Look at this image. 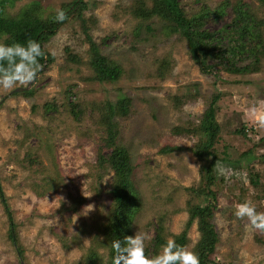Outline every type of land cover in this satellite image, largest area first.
Here are the masks:
<instances>
[{
	"label": "rangeland",
	"instance_id": "rangeland-1",
	"mask_svg": "<svg viewBox=\"0 0 264 264\" xmlns=\"http://www.w3.org/2000/svg\"><path fill=\"white\" fill-rule=\"evenodd\" d=\"M29 1H18L11 11H19ZM36 1L47 12L71 2ZM219 1L179 0L185 10L215 6ZM246 1L264 17L262 0ZM91 3L85 11L86 17L92 13L97 20L91 34L103 53L123 66L119 80H85L91 75L87 65L89 44L74 21L61 25L44 44L54 58L41 67L33 83L17 84L9 90L0 88V185L16 223L17 240L14 244L8 236L9 221L0 198V264H77L90 245L107 262L108 251L98 242L102 237L95 238L97 230L93 226L100 223L111 203L108 187L112 171L107 168L98 180L99 170L95 168L102 133L95 108L108 99H131L130 114L118 118V138L130 154V178L141 198L131 234L148 233L152 241L158 220L162 221L166 239L180 233L188 218L185 187L197 185L200 161L187 149L197 138L175 135L172 128L190 119L198 122L197 116L218 92L221 96L215 99L216 119L221 124V139L215 145V170L221 193L214 213L218 242L210 259L215 264H264V233L246 230L247 221L234 215L236 204L245 200L252 201L257 211H264V199L259 197L264 191V127L259 124L264 117V60L261 69L252 73H203L191 60L184 38L156 37L145 29L133 31L136 21L126 14L118 13L115 19L117 4L128 5L131 0ZM160 26L154 24L153 30ZM102 37H107L104 44L100 43ZM65 46L82 59L81 64L66 59ZM161 60L167 62L168 70L159 78L155 73ZM189 84L196 85V100L175 109L170 95L187 94ZM18 87L33 89L32 96L21 94L23 90ZM47 102L53 104L51 108L46 107ZM252 108L258 111L253 114ZM242 124L245 136L238 132ZM169 144L184 149L159 152ZM247 150L254 154L250 165L240 160ZM57 175L63 180L57 184V191L44 192L43 179H60ZM256 175L262 184L258 187L249 181ZM72 204L78 206L81 217L68 211ZM88 205H94L91 212ZM187 236L186 246L193 250L200 236L196 221ZM151 241L146 242V249ZM17 246H21L22 254Z\"/></svg>",
	"mask_w": 264,
	"mask_h": 264
},
{
	"label": "trees",
	"instance_id": "trees-1",
	"mask_svg": "<svg viewBox=\"0 0 264 264\" xmlns=\"http://www.w3.org/2000/svg\"><path fill=\"white\" fill-rule=\"evenodd\" d=\"M18 1L21 0H0V43L10 46L14 43L24 44L28 39L38 41L44 53L38 58L42 67L44 64H50L54 58L51 53L45 50L44 44L56 34L58 28L65 22L76 21L84 34L85 41L89 44L87 65L91 69V75L87 76L85 80L115 82L122 77L123 66L103 53L101 46L91 34V28L96 25L97 20L92 13L86 17L85 11L90 9L89 4L91 5V2L95 0H71V2L63 4L60 9L66 12L67 20L62 23L55 19L56 10L47 12L43 5L36 0H30L17 12L11 11ZM99 2L95 4L97 5ZM117 7L119 12L114 14L115 19L119 18L118 13L129 15L136 21L132 28L133 31L140 32L145 29L146 33L156 37L158 34L164 38L173 35L184 38L191 60L198 64L203 73L218 74L221 71L240 75L261 69V63L264 60V17L259 16L252 9V4L246 0H220L215 6L200 5L195 10H185L179 0H131L130 4H117ZM157 23H160L161 26L154 31L153 25H157ZM208 24H213L214 27L211 28L207 26ZM106 38L102 37L100 43L104 44ZM147 39L148 37L145 36L144 41ZM64 51L68 61L82 63V59L73 53L69 46H65ZM0 64L4 67L8 66L7 61L0 62ZM157 66L158 70L155 75L161 78L167 73L168 64L165 60H161L157 61ZM195 86V84L187 85V94L170 95L169 99L173 102L175 109H179L186 102L196 100L198 92ZM20 93L30 97L33 94V89L23 90ZM220 96L219 92L213 95L205 110L197 116L198 122L195 123L194 119H190L188 122L172 128V133L175 135L197 138L196 142L187 149L200 161V178L197 185L185 187L189 195L186 202L188 218L183 230L172 238L178 245L186 246L187 231L196 221L200 236L193 250L199 255L200 264H215L210 256L218 242L214 213L218 195L221 193V186L215 170L218 158L215 145L221 139V124L216 119L218 104L215 103V99ZM45 105L47 108H51L53 104L47 102ZM130 105L131 99L123 97L116 101L109 99L101 101L100 105L95 108L98 112L96 118L98 129L102 132L95 164V168L99 170L96 177L101 180L104 171L108 168L112 171V182L108 187L111 199L109 211L99 224L92 226L97 230L95 238L99 240L102 237L98 242L106 247L108 258L107 262L103 261L97 248L90 245L87 249L84 248V254L77 264H112L114 253L111 241H123L125 236L132 235V221L139 211L141 198L130 178L133 173L130 154L118 138L120 136L118 118L127 117L130 114ZM71 112L75 116L77 115L76 110H71ZM238 132L246 135L244 124ZM181 149L184 147L169 144L162 146L159 152L168 153ZM253 155L251 150H247L241 153L240 160L243 158L246 161L244 163L250 165ZM222 159L226 160V157ZM57 177L59 176L57 175ZM43 181L45 182L44 192L57 191V184L63 182L61 178L51 181L43 179ZM249 181L256 187L262 185L257 175L255 178L251 176ZM44 192H41V195ZM259 197L264 199V191ZM0 198L5 206L4 210L9 221L8 236L14 244H17L16 223L13 221L1 185ZM195 200H197L196 204ZM68 211L74 212L79 217L82 216L78 206L74 204L68 208ZM154 225L155 235L151 245L145 249L146 255L151 253L150 257L157 254L161 245L167 240L162 231V221L158 220ZM17 250L22 254L21 246H17Z\"/></svg>",
	"mask_w": 264,
	"mask_h": 264
},
{
	"label": "clouds",
	"instance_id": "clouds-1",
	"mask_svg": "<svg viewBox=\"0 0 264 264\" xmlns=\"http://www.w3.org/2000/svg\"><path fill=\"white\" fill-rule=\"evenodd\" d=\"M55 19L57 22H64L67 20L66 12L57 9ZM43 55L41 44L33 39H28L24 44L14 43L10 46L0 43V62L7 61L8 64L7 67L0 64V88L9 90L17 84L27 86L33 83L41 71L38 58ZM257 111L256 108L251 109L253 114ZM259 124L264 127V117H261ZM86 208L91 212L94 205ZM234 215L239 220L247 221L246 230L264 233V211H257L252 201L245 200L236 204ZM150 241L151 236L148 233L139 231L125 236L123 241L112 240V264H200V257L194 250L178 245L172 237L167 238L157 254L149 257L145 249L146 242Z\"/></svg>",
	"mask_w": 264,
	"mask_h": 264
},
{
	"label": "water",
	"instance_id": "water-1",
	"mask_svg": "<svg viewBox=\"0 0 264 264\" xmlns=\"http://www.w3.org/2000/svg\"><path fill=\"white\" fill-rule=\"evenodd\" d=\"M43 66H45V64ZM26 89H27V87H18L17 88V90H26Z\"/></svg>",
	"mask_w": 264,
	"mask_h": 264
}]
</instances>
